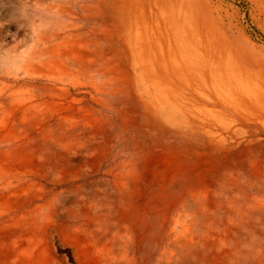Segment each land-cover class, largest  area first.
<instances>
[{
	"label": "rangeland",
	"instance_id": "374dc122",
	"mask_svg": "<svg viewBox=\"0 0 264 264\" xmlns=\"http://www.w3.org/2000/svg\"><path fill=\"white\" fill-rule=\"evenodd\" d=\"M0 264H264V0H0Z\"/></svg>",
	"mask_w": 264,
	"mask_h": 264
}]
</instances>
